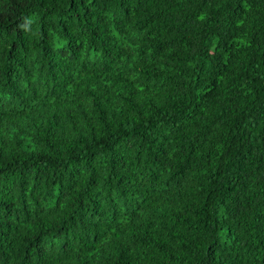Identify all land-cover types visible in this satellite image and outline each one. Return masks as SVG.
Instances as JSON below:
<instances>
[{"label": "trees", "instance_id": "1", "mask_svg": "<svg viewBox=\"0 0 264 264\" xmlns=\"http://www.w3.org/2000/svg\"><path fill=\"white\" fill-rule=\"evenodd\" d=\"M0 264H264V0H0Z\"/></svg>", "mask_w": 264, "mask_h": 264}]
</instances>
